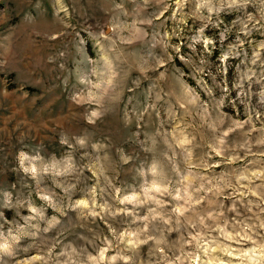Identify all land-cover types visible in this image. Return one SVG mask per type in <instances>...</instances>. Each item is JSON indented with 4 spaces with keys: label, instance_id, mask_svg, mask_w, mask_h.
Here are the masks:
<instances>
[{
    "label": "rangeland",
    "instance_id": "obj_1",
    "mask_svg": "<svg viewBox=\"0 0 264 264\" xmlns=\"http://www.w3.org/2000/svg\"><path fill=\"white\" fill-rule=\"evenodd\" d=\"M176 9L174 0H0V212L8 221L19 218L17 211L31 215L27 205L42 207L46 202L41 197L52 193L64 204L84 200L82 208H69L61 224L47 234L54 256L73 249L94 254L100 240L111 239L113 222L107 215L88 214L91 206L84 193L99 185L124 195L143 185V174L161 148L159 118L152 106L160 110V118L167 119L166 113L173 111L182 117L179 102L188 85L208 99L198 87L203 49L189 47L200 22L182 18ZM222 19L231 25L238 17ZM206 34L218 36L219 30L210 28ZM250 39L252 43L243 45L248 57L253 47L264 43V29L253 30ZM229 40L234 42L235 35ZM175 45L180 46L179 54ZM221 57L217 44L205 61L204 72L211 75L203 79L213 85V77L217 82L226 77L229 89H234L247 72L244 58L231 57L221 75ZM231 98L236 107L222 111L247 120V108L236 90ZM259 111L264 113V108ZM251 119L260 128L264 115ZM174 127V123L164 126L168 132ZM253 159L248 156L239 167ZM261 183L264 179L251 186ZM5 193L11 195L15 208L4 207ZM105 199L112 203L110 196ZM245 199L255 202L258 197L246 194ZM101 203L97 198L96 204ZM224 203L231 206L232 201ZM237 206L243 212V206ZM252 212L259 209L253 207ZM47 215L61 216L51 207ZM228 216L231 219L235 213ZM129 226L135 229L137 224L125 223L123 228ZM166 236L175 247H165L164 252L178 258L179 234ZM185 238L190 239L187 234ZM151 251L150 244L140 245L133 264L155 262L157 256ZM36 254L33 249L17 259ZM48 264L55 261L48 258Z\"/></svg>",
    "mask_w": 264,
    "mask_h": 264
},
{
    "label": "clouds",
    "instance_id": "obj_2",
    "mask_svg": "<svg viewBox=\"0 0 264 264\" xmlns=\"http://www.w3.org/2000/svg\"><path fill=\"white\" fill-rule=\"evenodd\" d=\"M174 3L182 18L200 22L189 47L195 51L200 45L203 49L202 66L197 69L202 74L198 87L208 99H202L196 89L188 85L187 95L179 102L182 117L178 118L173 111L166 113L167 119L160 118V110L152 106L159 118L157 144L161 148L159 154H153L154 162L147 166L141 187L130 194L117 195L116 190L97 185L84 193L91 206L88 214L107 215L113 222L109 224L111 239L100 240L94 254L73 249L70 254L53 255L47 234L61 224L69 208L73 211L82 208L84 200L64 204L52 193L41 197L46 202L42 207L27 205L31 215L21 216L17 211L19 218L8 221L0 212V264H48V258L55 264H133L134 254L138 255L143 244H150V254L157 256L155 262L149 260L147 264L197 261L198 264H264V232L261 231L264 219L260 218L264 213L261 207L264 183L255 188L251 186L255 180L264 179V122L257 128L251 119L252 115L257 119L264 115L259 111L264 108V43L253 47L251 57L243 48L246 42L252 43L253 30L264 29V0H174ZM226 15H235L238 20L226 25L222 19ZM210 28L218 29L219 35H207ZM232 35H235L234 42L229 40ZM217 44L222 52L221 75L231 57L244 58L242 63L247 72L242 77L243 83L238 81L234 89H229L226 77L220 82L213 77V85L203 79L204 75H211L204 72L205 61ZM173 47L179 54L180 46ZM232 90L237 91L240 103L247 108L249 118L245 121L222 111L226 106L236 107V100L231 98ZM173 123L172 131H165V124ZM196 135H200V142H196ZM253 147L256 152L251 151ZM241 151L245 153L243 156ZM248 156L254 159L239 167ZM221 166L222 171L217 173L215 169ZM246 194L258 200L246 202ZM105 196H110L112 203ZM4 198V207H16L10 194L5 193ZM97 198L102 201L99 205ZM225 200H231V206H227ZM238 204L243 206V212ZM19 206L23 208L25 204ZM48 207L61 216L49 217ZM253 207L259 212H252ZM97 208L101 211H96ZM250 212L252 216H247ZM229 213L235 216L229 219ZM130 217L134 219L130 221ZM125 223H135L137 227L124 229ZM172 232L179 234L176 243L181 254L178 258L164 252L165 247H175L166 236ZM185 234L190 239H186ZM189 245L190 250H186ZM33 249H37L36 255L17 259Z\"/></svg>",
    "mask_w": 264,
    "mask_h": 264
}]
</instances>
